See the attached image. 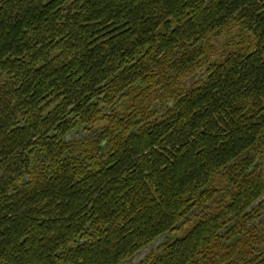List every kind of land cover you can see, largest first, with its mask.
Segmentation results:
<instances>
[{
  "label": "trees",
  "instance_id": "16d2710c",
  "mask_svg": "<svg viewBox=\"0 0 264 264\" xmlns=\"http://www.w3.org/2000/svg\"><path fill=\"white\" fill-rule=\"evenodd\" d=\"M0 264H264V0H1Z\"/></svg>",
  "mask_w": 264,
  "mask_h": 264
},
{
  "label": "water",
  "instance_id": "95a60500",
  "mask_svg": "<svg viewBox=\"0 0 264 264\" xmlns=\"http://www.w3.org/2000/svg\"><path fill=\"white\" fill-rule=\"evenodd\" d=\"M151 249V247L145 248L140 252V255L143 256L145 254H147L149 252V250Z\"/></svg>",
  "mask_w": 264,
  "mask_h": 264
},
{
  "label": "flooded vegetation",
  "instance_id": "af4514ba",
  "mask_svg": "<svg viewBox=\"0 0 264 264\" xmlns=\"http://www.w3.org/2000/svg\"><path fill=\"white\" fill-rule=\"evenodd\" d=\"M1 1V0H0Z\"/></svg>",
  "mask_w": 264,
  "mask_h": 264
},
{
  "label": "rangeland",
  "instance_id": "374dc122",
  "mask_svg": "<svg viewBox=\"0 0 264 264\" xmlns=\"http://www.w3.org/2000/svg\"><path fill=\"white\" fill-rule=\"evenodd\" d=\"M158 243V242H157Z\"/></svg>",
  "mask_w": 264,
  "mask_h": 264
}]
</instances>
